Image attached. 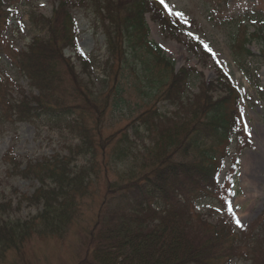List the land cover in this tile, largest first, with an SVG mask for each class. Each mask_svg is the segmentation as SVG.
<instances>
[{
	"label": "rangeland",
	"instance_id": "1",
	"mask_svg": "<svg viewBox=\"0 0 264 264\" xmlns=\"http://www.w3.org/2000/svg\"><path fill=\"white\" fill-rule=\"evenodd\" d=\"M106 1L101 0L99 4L93 6L91 0H73L76 47L79 51L78 55L92 60L88 69L79 61L73 47L60 46L66 63L62 67L69 70L70 75L65 79V86L72 88L74 79L78 82L77 86L81 85L80 95L77 94L76 101L69 99L66 102L67 105H75L79 110L77 111L79 119L74 118L76 120L72 125V121L67 123L66 120L52 122L51 119L55 120L58 115L48 112L46 113L48 115L43 114L34 124L7 122L0 125V204L7 205L0 222L26 221L42 211V207L36 205L38 203L35 201L24 202L20 207L16 206L18 202L30 198L33 193L38 194L35 191L41 187V184L36 179L10 178L7 175V165L3 161L4 156L12 152L17 161L25 166L31 161H44L55 155H61L65 159L63 161L65 164L67 159H73L71 155L66 158L70 150L79 144L80 134L76 129L80 124L87 129L84 144L91 145L93 153L91 152L90 159L94 161L92 164H86L88 157L76 156L78 153L88 154L87 148L82 147L78 151H73L72 155L77 160L75 163L74 159L72 160V166L77 167L73 169L84 166L86 174L88 169L92 170L93 195L78 200L77 214L70 215L62 211L63 214L57 221L62 223L60 234L29 236L20 250H11L4 258H0V264H83L84 260L92 259V251L97 244L103 245L109 252V240L105 238L109 237V234L113 235L114 231L104 232L105 226L108 224L109 230L118 229L121 221L115 222L120 218H113L115 212L111 207L113 202L109 203L110 196L106 194L107 185L118 180L119 188H126L136 180L150 176L156 165L150 166V160L146 164L140 162L146 148L154 152L157 157L162 150L166 154L171 151L168 157L172 160L170 155L175 149L171 150L165 146L157 153L158 131L146 133L145 128L140 126V120L143 123L151 122L153 117L150 114L157 111V108L161 112L174 114L170 117L182 116L176 112L177 107L175 109L159 102L165 97L166 87H159L158 90L156 85L169 83L172 78H169V74L172 70L176 74V71L183 68H193L197 71L191 74L190 89L187 91L190 96L203 95L201 85L214 83L215 86L210 88L213 92L211 96L207 95V99L223 97L225 94L227 86L220 85L217 79L220 78L222 84L226 85V82L219 72L223 69L230 76V80L245 96L241 99V114L243 113L245 129L248 130L249 136L243 135V130L237 128L236 142L226 143L221 149L224 158L221 163L223 170L219 174L218 186L214 185L211 189L213 194L211 196L207 194L204 197L206 199L203 198L196 205L178 210L180 212L191 210L192 226L198 228L190 235L189 243L186 244L193 245L206 261H211L216 256L222 257L219 259V264H223L226 260L228 251L223 244L210 242L217 235L222 242L226 241L228 247L238 245L245 254L250 253L247 244L264 228V91L263 95L256 92L255 87L245 79L239 63H244L249 69L260 68L257 74L260 86L264 90V59L260 57L262 54L264 57V0H235L237 3L230 0H165L172 10V15L176 17L172 27H169L172 28L171 32H167L169 30L150 20V14H147L143 20L149 28L148 41L160 48V54L152 52L148 47H137L133 52L134 55L124 43L125 37L121 32L123 25L115 24L110 13L105 9ZM225 1L230 3L226 4ZM58 3L59 0H32L29 4H14L9 7L14 20L4 25V32L1 31L4 38L1 37L0 42L8 48L3 49L0 46V76L6 78L4 82L11 87L10 91L14 95L18 94L15 97L19 98V101L29 98L33 105L39 103L42 106L48 102L56 105L53 103V95L43 94V91L35 88L17 68L20 66L19 58L29 54V49L26 48L32 41H45L49 37L51 26L54 28L61 26L59 19L54 18L53 15ZM2 7L3 10L6 9L4 5ZM214 12L218 14L214 15ZM32 16L36 17L35 20ZM119 16L123 18L125 15L121 13ZM233 18L237 19L238 25L236 23L233 25ZM48 21L51 22L50 26ZM50 32L54 40L63 43L54 30ZM246 34L248 38L245 48L248 52L243 49V44L232 41L236 36V40L242 42ZM119 41L123 46L122 53L118 49ZM193 43L208 45L215 56L210 53L209 56L205 55L199 45ZM114 47H117V50L114 51ZM41 48L43 50L40 52L43 56L47 48ZM39 60L44 66V56ZM179 81L176 82L180 86V82L182 84L183 81ZM155 89L156 91H152ZM121 90L124 93L123 97L117 92ZM66 93L61 88L58 97L68 98ZM145 93L152 96L150 100L146 99ZM165 100L167 101L166 97ZM173 101L174 99L168 102ZM45 107L50 109L48 106ZM227 108L235 114L234 104ZM229 116L231 117L232 114ZM174 127L173 124L164 125L159 131L165 129L173 133ZM124 142L133 146L132 152L125 157L126 161L111 159L115 147L119 144L127 150L126 146H122ZM185 146L188 148V154L183 155L181 152V158L175 156L177 163L180 160L186 165H200L205 162L200 155L193 157L192 143ZM216 166L218 168L219 163H216ZM109 169H113L114 172ZM125 170L126 178L122 173ZM180 170L182 173L183 170L181 168ZM180 170L178 168L175 172ZM79 176H82V173ZM159 190L161 191L160 188ZM70 218L72 221L69 220ZM141 218H143L142 214L136 220ZM237 218L242 227L237 225ZM136 220L134 223L137 222ZM203 232H206V235ZM87 240L93 242L90 248ZM118 240L120 246L123 240ZM256 240L258 241L255 245L258 253L256 257L264 264V236ZM88 248L91 252H88ZM176 254L179 256V250ZM183 254H185L184 250L181 255ZM139 261L140 259L137 260ZM137 262L135 263L138 264ZM232 264H251V262L246 259L235 260Z\"/></svg>",
	"mask_w": 264,
	"mask_h": 264
},
{
	"label": "trees",
	"instance_id": "2",
	"mask_svg": "<svg viewBox=\"0 0 264 264\" xmlns=\"http://www.w3.org/2000/svg\"><path fill=\"white\" fill-rule=\"evenodd\" d=\"M16 1L23 3L27 0H0V35L1 30L10 18L9 13L5 12L2 6H5L6 2ZM100 1L94 0L96 5ZM122 1L107 0L105 2V9L110 13L115 24L118 26L123 25V31L121 32L125 37L124 43H126V46L133 55L137 47H148L154 51L155 47L148 41V28L144 24L145 21H143L145 15L151 14L154 22L160 23L162 27L169 31L172 29L169 27H172L171 25L174 22L169 21V16H165L166 13L164 10L156 7L157 4L150 0ZM69 6V2L63 1L59 3L58 9L53 15H55L54 18L59 19L61 26L58 28L51 26L48 32L49 37L45 41H33L28 48L29 54L19 58L20 66L17 68L29 82L34 84L35 88L43 91V94L50 93L53 95V103L56 105L50 104L49 102L42 106L39 103L33 105L28 100L29 98H23L22 101H19V98L16 99L18 94L14 95L6 82L1 84L3 82L2 80L0 82V125L7 124V122L10 124H16L18 122L34 124L41 119L43 114L48 112L58 115L56 117L57 119H64L67 123L72 121L71 125L76 120L74 118H78L77 111L79 110L75 108V105L69 106L66 102L69 99L76 100L81 85L77 86L78 82L74 79V86L72 88L65 86V79L70 75L69 70H65L62 67L66 63L63 60L60 49V46L65 48L70 47L75 42L73 35L75 23L73 17L69 14ZM121 13L125 15L123 18L119 16ZM32 18L35 20L36 17ZM52 21L55 22V20ZM48 24L50 26L51 22L48 21ZM50 30H54L58 34L59 39L63 40L62 44H60V40L57 42L52 38L53 36H51ZM40 46L47 48L46 52L43 53L44 66L39 60L43 58L40 52L43 49ZM118 49L121 51L120 53L123 52L121 43ZM243 49L246 50L245 44ZM115 50H117V47H114ZM246 52L248 51L246 50ZM238 57H240L239 54ZM260 57L264 59L263 54ZM82 62L85 65L87 64L84 61ZM142 68L145 69L143 66ZM192 70L191 68H185L176 74L172 70L171 74L168 73L169 78L172 77L170 82L161 84V87L166 86L164 96L167 98V101L174 99L172 105L178 106L177 109L183 111L181 113L183 116L179 118H168L170 115H160L158 111H154L150 114L153 117L151 122L143 123L140 120V126L141 128H145L146 133L158 131L160 139L156 137L158 144L157 153L161 149H164L165 146L171 150L175 149L172 155H170L172 160L168 157L171 151L166 154L162 150L160 156L157 157L154 152L146 148L145 155L142 154L140 162L146 164L150 160V166L156 165L151 171L150 176L136 180L126 188H119L120 184L118 180H115L114 183H110L109 180L110 184L109 186L107 185L106 194L110 196L109 203L113 202L111 205L115 212L113 218H120V220H115V222L121 221V226L118 227L116 225L118 229L114 228L109 230V225L107 224L104 232L114 231L112 232L113 235L109 234V237L105 238V240H109V252L103 245L100 246L97 244V247L92 251V259L84 260L83 264H136L135 262L138 259H140L137 262L138 264L220 263L219 259L222 257L216 256L211 261H206L193 245L188 246L186 244L189 243V237L195 231L192 228L194 227L192 226V213L191 210L184 212L178 210H183L184 207L192 205L193 203H198L207 194L210 196L213 194L211 189L217 183L219 174L215 165V157L217 155L216 147L221 142L229 139L230 133L234 130V116H229L232 113L228 111L229 109L227 107H230L232 103H234V106L237 105L238 95L234 90L230 89L232 87L229 83L226 85L222 84L220 78L217 79L218 83L229 88L225 91L223 97L219 96L215 99L210 97V99H207V95L211 96L213 92L210 88L215 86L214 83H204L201 85L200 89L201 93H204L203 95H188L187 91L190 89L191 74L196 73V71L191 72ZM245 70L247 73L249 72L247 68ZM148 71L151 70L148 69ZM177 80L183 81V83L181 84L179 81V86V83L176 82ZM159 87L160 85L156 89L159 90ZM61 88L67 92L68 98L58 97ZM258 88L259 84L257 85ZM216 90H218L217 86ZM143 91L146 92L144 89ZM117 92L123 97L122 94L124 93L122 90ZM150 97L152 96L146 94L147 100H150ZM45 106L50 107V109H47ZM172 124L175 125L173 133L165 129L159 131L164 125L170 126ZM78 130H81V142L78 146L70 150L66 158L70 155L73 156L74 160H72L75 163L77 159L72 155L73 151H78L82 147H86L87 155L78 153L76 156L82 158L88 157L89 159L86 164H92L94 160L91 161L90 159L91 152L93 153L91 151V145L84 144V138H87V129H85V126H80L76 129V131ZM91 141L93 142L92 139ZM191 143L193 157L200 155L205 162L200 165H186L185 162L180 160L177 163L175 156L181 158V152L183 155H187L188 148L185 145ZM122 146H126L127 150L123 149L119 144L115 147L111 159L126 161L125 157L132 152L133 146H130L126 142ZM202 146H204L203 149ZM16 159L12 152L4 156L3 161L7 165V175L10 178L21 177L25 180L36 179L41 184V187L35 192L38 194H34L25 201L19 202L16 206L20 207L24 202L31 203L35 201L38 203L36 205L42 207V211L34 219L32 218L26 221L3 220L0 222V258H4L5 254L11 250H20V247L29 236L32 237L34 234H60L62 223H57V221L60 215L63 214L62 211L70 215L78 212V200L93 195L92 181L94 174L92 170L88 169L86 174V168L84 166L79 167V169H73L77 167L72 166V160L67 159V162L64 164L63 161L65 159H63V156H56L41 162L33 163L31 161L23 166ZM178 168L179 170L181 168L183 172L180 173V170L176 173L175 171ZM110 170L114 172L113 169ZM80 173H82V176H79ZM122 173L126 178V170ZM197 177L198 180H196ZM105 196L103 202L105 201ZM6 209L7 205L1 203L0 218ZM140 214L150 221L136 220L137 217H140ZM69 220L72 221L71 218ZM134 220L137 222L134 223ZM203 233L206 235V232ZM263 233L264 228L255 234L253 240L247 244L246 247L250 252L247 254L236 253L235 245L228 247V244L223 243L222 239L218 238L219 235L213 237L214 239L210 240V242H219V244H223V247L225 246L224 248L227 249L228 256L227 258L224 257L226 260H224L223 264L227 260L235 257L251 259L254 264H262L257 260L256 256L258 253L255 245L258 244L256 239L262 238L264 236ZM118 239L123 240L120 246L118 245ZM192 241L194 243V240ZM91 243L93 242L87 240L89 248L92 245ZM136 244L140 246L138 247ZM89 248L88 252H91ZM241 249V247H238L237 252L241 251ZM178 250L179 256L176 254ZM182 250L185 251L183 255H181Z\"/></svg>",
	"mask_w": 264,
	"mask_h": 264
},
{
	"label": "snow or ice",
	"instance_id": "3",
	"mask_svg": "<svg viewBox=\"0 0 264 264\" xmlns=\"http://www.w3.org/2000/svg\"><path fill=\"white\" fill-rule=\"evenodd\" d=\"M160 2H161L162 4H164V3H165V0H160ZM181 15H182V14H181ZM204 47H205L209 52L212 51V50L209 48L208 45H204ZM212 55L215 56V53H212ZM236 223H237L238 226H241V227H242V225H241V223H240V221H239L238 218H237V220H236Z\"/></svg>",
	"mask_w": 264,
	"mask_h": 264
},
{
	"label": "bare ground",
	"instance_id": "4",
	"mask_svg": "<svg viewBox=\"0 0 264 264\" xmlns=\"http://www.w3.org/2000/svg\"><path fill=\"white\" fill-rule=\"evenodd\" d=\"M218 14V12H214V15H217Z\"/></svg>",
	"mask_w": 264,
	"mask_h": 264
}]
</instances>
